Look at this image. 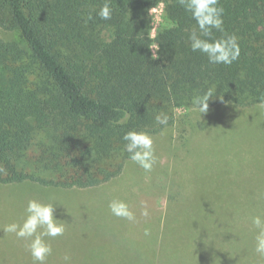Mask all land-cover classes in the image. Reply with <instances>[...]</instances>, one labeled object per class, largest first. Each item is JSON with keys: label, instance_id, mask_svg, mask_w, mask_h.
Masks as SVG:
<instances>
[{"label": "trees", "instance_id": "trees-1", "mask_svg": "<svg viewBox=\"0 0 264 264\" xmlns=\"http://www.w3.org/2000/svg\"><path fill=\"white\" fill-rule=\"evenodd\" d=\"M105 2L0 0L9 34H0L1 184L95 188L131 161L126 132H162L193 97L211 89L209 108L264 100V0H219L224 32L212 38L238 37L231 65L191 51L196 24L176 0H107L112 17L102 20ZM161 4L167 23L153 36ZM160 113L167 125L156 123Z\"/></svg>", "mask_w": 264, "mask_h": 264}, {"label": "rangeland", "instance_id": "rangeland-1", "mask_svg": "<svg viewBox=\"0 0 264 264\" xmlns=\"http://www.w3.org/2000/svg\"><path fill=\"white\" fill-rule=\"evenodd\" d=\"M151 16L155 36L167 23L164 5ZM148 135L157 158L150 172L128 161L118 178L90 189L0 183V264H33L30 240L4 232L23 223L29 200L53 204L65 227L43 237L52 248L45 264H264L251 223L264 217V107L179 109L173 126ZM113 199L135 220L112 215Z\"/></svg>", "mask_w": 264, "mask_h": 264}, {"label": "clouds", "instance_id": "clouds-1", "mask_svg": "<svg viewBox=\"0 0 264 264\" xmlns=\"http://www.w3.org/2000/svg\"><path fill=\"white\" fill-rule=\"evenodd\" d=\"M185 12L190 14L195 21L196 27L188 36L191 51L199 52L207 57L210 64L231 65L238 60L240 55V47L238 37L234 34H226L220 39H213V30L224 32L223 13L224 9L219 7V0H176ZM152 11H155L153 9ZM97 16L102 20H110L112 17V9L106 2L97 12ZM88 19H92L91 16ZM204 37V38H202ZM152 59H158V49L152 48ZM213 97V91L209 89L202 96H195L192 99L193 109L200 114L207 113L209 108V100ZM261 107H264V100L261 101ZM127 114L124 115V122L127 120ZM155 121L158 125H167L168 116L160 113L156 115ZM122 139L126 142L124 150L129 154V159L138 164L145 172H150L156 163L155 150L153 147V139L144 132L128 131ZM112 215L120 218L134 221V213L129 206L121 200L113 199L109 205ZM27 215L22 224L12 223L6 225L5 233H14L18 238L30 240L29 250L33 258V264H45L46 258L51 254L52 248L46 244L43 237L55 238L62 236L65 231L63 224L57 223L54 218V205L43 204L36 200H29L25 209ZM142 215L147 216L148 211L145 208ZM252 225L258 229L255 237V251L264 256V217L257 215L251 218ZM42 230V231H38ZM145 235H148L147 230ZM69 258L66 256L65 260Z\"/></svg>", "mask_w": 264, "mask_h": 264}]
</instances>
